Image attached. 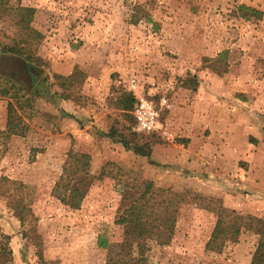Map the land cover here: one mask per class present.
<instances>
[{
  "label": "rangeland",
  "instance_id": "1",
  "mask_svg": "<svg viewBox=\"0 0 264 264\" xmlns=\"http://www.w3.org/2000/svg\"><path fill=\"white\" fill-rule=\"evenodd\" d=\"M4 1L34 8L45 64L26 133L0 137V178L26 186L36 218L21 226L0 195L13 264L131 262L139 245L150 247L148 264H249L258 235L242 229L209 251L216 217L192 203L180 205L166 246L116 220L123 182L136 177L264 222V0ZM241 5L262 16L245 17ZM8 32L0 24V35ZM75 68L84 76L62 87ZM121 92L153 102L161 129L137 132L132 114L117 106ZM6 104L0 98V131ZM72 156L85 158L92 177L78 210L61 203L55 186Z\"/></svg>",
  "mask_w": 264,
  "mask_h": 264
},
{
  "label": "trees",
  "instance_id": "2",
  "mask_svg": "<svg viewBox=\"0 0 264 264\" xmlns=\"http://www.w3.org/2000/svg\"><path fill=\"white\" fill-rule=\"evenodd\" d=\"M238 10L243 11L242 15L245 17L262 16L259 11L244 5L238 6ZM34 14V8L6 4L4 0H0V24L4 30L9 31L8 34L0 35V98L7 100L4 127L0 131L4 143L12 136H24L28 127L23 120L30 118L32 112L34 113L31 96L39 94L38 87L32 88L41 78L40 67L45 66L37 55L44 36L32 26ZM83 76L75 68L72 74L64 79L62 87L72 86L77 77ZM187 83L190 85L192 82L185 81V85ZM195 83L193 84L196 85ZM116 102L119 109L130 112L133 117L136 103L134 97L121 92ZM107 137L114 139L116 134L111 130ZM120 142L128 150L140 151L125 139H121ZM72 158L75 159V163L66 162L55 186L63 192L61 203L72 210H78L91 185L92 177L84 157ZM122 187L131 193L128 195L124 190L116 223L122 225L126 232L139 237L148 236L155 239L156 245L166 246L174 235L180 205L192 203L212 212L216 217L211 237L206 244L207 250L220 252L225 242L237 240L242 229L253 231L259 238L249 264H264V222L228 213L218 200L206 199L190 192L173 193L169 189L156 187L151 181L136 177H127ZM26 193V186L22 182L0 178V195L8 199L7 206L14 211L21 226H25L27 222H36L26 202ZM98 246L106 247V241L101 237L98 238ZM149 248L148 245H139L138 255L131 262L107 258L105 264H148L146 252ZM0 264H13L10 237L1 231Z\"/></svg>",
  "mask_w": 264,
  "mask_h": 264
},
{
  "label": "built area",
  "instance_id": "3",
  "mask_svg": "<svg viewBox=\"0 0 264 264\" xmlns=\"http://www.w3.org/2000/svg\"><path fill=\"white\" fill-rule=\"evenodd\" d=\"M136 87L137 84L135 80L132 79L131 88L135 90ZM136 99L137 101L133 110V117L135 120L137 132L149 134L159 131L161 129L158 121L159 113L153 102L145 98ZM160 104L165 105L167 108H169V104L167 105L165 97L160 98Z\"/></svg>",
  "mask_w": 264,
  "mask_h": 264
},
{
  "label": "crops",
  "instance_id": "4",
  "mask_svg": "<svg viewBox=\"0 0 264 264\" xmlns=\"http://www.w3.org/2000/svg\"><path fill=\"white\" fill-rule=\"evenodd\" d=\"M2 130V129H1Z\"/></svg>",
  "mask_w": 264,
  "mask_h": 264
}]
</instances>
